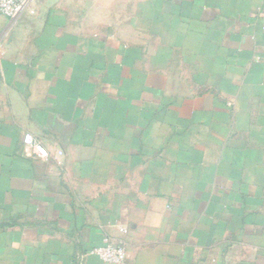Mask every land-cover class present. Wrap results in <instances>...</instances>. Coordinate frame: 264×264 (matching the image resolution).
I'll return each mask as SVG.
<instances>
[{"label": "crops", "instance_id": "0c3cea01", "mask_svg": "<svg viewBox=\"0 0 264 264\" xmlns=\"http://www.w3.org/2000/svg\"><path fill=\"white\" fill-rule=\"evenodd\" d=\"M35 7L0 13V264H264V0Z\"/></svg>", "mask_w": 264, "mask_h": 264}, {"label": "built area", "instance_id": "2783aa9c", "mask_svg": "<svg viewBox=\"0 0 264 264\" xmlns=\"http://www.w3.org/2000/svg\"><path fill=\"white\" fill-rule=\"evenodd\" d=\"M35 3L36 0H0V13L15 22L25 14L36 13ZM23 142L37 157L48 159L52 156L51 151L32 133H26ZM58 153L62 154V151ZM87 255H96L106 263L122 264L127 258L126 243L119 239L116 242L95 246L87 252Z\"/></svg>", "mask_w": 264, "mask_h": 264}]
</instances>
